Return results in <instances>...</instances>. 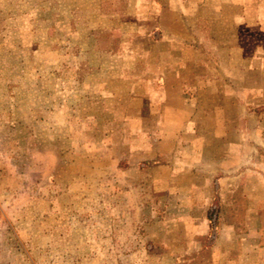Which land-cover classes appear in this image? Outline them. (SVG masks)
<instances>
[{"label":"rangeland","instance_id":"374dc122","mask_svg":"<svg viewBox=\"0 0 264 264\" xmlns=\"http://www.w3.org/2000/svg\"><path fill=\"white\" fill-rule=\"evenodd\" d=\"M241 35L264 0H0V264H264Z\"/></svg>","mask_w":264,"mask_h":264},{"label":"trees","instance_id":"16d2710c","mask_svg":"<svg viewBox=\"0 0 264 264\" xmlns=\"http://www.w3.org/2000/svg\"><path fill=\"white\" fill-rule=\"evenodd\" d=\"M262 40V39H260ZM254 40L253 42H251V47L249 49H247V44H249L246 40H245V36L241 35L239 38V47L242 49L243 55L246 58H250L253 56V54L260 48H262L263 52H264V42L263 40ZM211 219V218H210Z\"/></svg>","mask_w":264,"mask_h":264},{"label":"crops","instance_id":"0c3cea01","mask_svg":"<svg viewBox=\"0 0 264 264\" xmlns=\"http://www.w3.org/2000/svg\"><path fill=\"white\" fill-rule=\"evenodd\" d=\"M166 80V78L164 77L163 78V81H165ZM169 84L167 83V81L164 83V89H163V95H164V98H165V102L167 101V97H168V95H169V90H171L170 88H169V86H168ZM179 88H180V90H179V92H180V95L182 96V89H183V87H182V84H180L179 85Z\"/></svg>","mask_w":264,"mask_h":264}]
</instances>
